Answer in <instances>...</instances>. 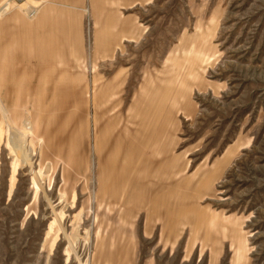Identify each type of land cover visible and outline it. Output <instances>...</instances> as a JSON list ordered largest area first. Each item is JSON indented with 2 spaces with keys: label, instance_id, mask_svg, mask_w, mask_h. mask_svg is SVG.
<instances>
[{
  "label": "rangeland",
  "instance_id": "374dc122",
  "mask_svg": "<svg viewBox=\"0 0 264 264\" xmlns=\"http://www.w3.org/2000/svg\"><path fill=\"white\" fill-rule=\"evenodd\" d=\"M0 264H264V0H0Z\"/></svg>",
  "mask_w": 264,
  "mask_h": 264
},
{
  "label": "crops",
  "instance_id": "0c3cea01",
  "mask_svg": "<svg viewBox=\"0 0 264 264\" xmlns=\"http://www.w3.org/2000/svg\"><path fill=\"white\" fill-rule=\"evenodd\" d=\"M8 20H9V22H7L8 23V25H10V26H13V27H15L16 25H14L15 24V22L17 21V20H20V15L19 14H17V13H10L9 14V16H8ZM6 23V24H7ZM3 26H5L3 23H1ZM18 25V24H17Z\"/></svg>",
  "mask_w": 264,
  "mask_h": 264
},
{
  "label": "built area",
  "instance_id": "2783aa9c",
  "mask_svg": "<svg viewBox=\"0 0 264 264\" xmlns=\"http://www.w3.org/2000/svg\"><path fill=\"white\" fill-rule=\"evenodd\" d=\"M9 1H12L14 3H17V4H22L23 2H25V0H9ZM37 14V11L35 10V8H31L30 10H28V15L32 18H34Z\"/></svg>",
  "mask_w": 264,
  "mask_h": 264
},
{
  "label": "bare ground",
  "instance_id": "6f19581e",
  "mask_svg": "<svg viewBox=\"0 0 264 264\" xmlns=\"http://www.w3.org/2000/svg\"><path fill=\"white\" fill-rule=\"evenodd\" d=\"M25 1H27V0H25ZM32 8H35V7H32ZM30 9H31V8H30ZM30 9H29V10H30ZM35 10L37 11V8H35ZM27 13H28V12H27ZM28 16H29V15H28ZM29 17H30V16H29ZM30 18H31V17H30Z\"/></svg>",
  "mask_w": 264,
  "mask_h": 264
}]
</instances>
